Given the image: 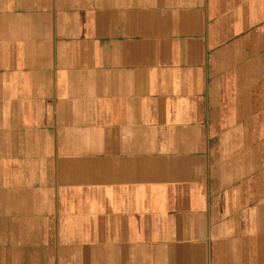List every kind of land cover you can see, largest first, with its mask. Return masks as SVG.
<instances>
[{
  "label": "crops",
  "instance_id": "obj_1",
  "mask_svg": "<svg viewBox=\"0 0 264 264\" xmlns=\"http://www.w3.org/2000/svg\"><path fill=\"white\" fill-rule=\"evenodd\" d=\"M0 264H264V0H0Z\"/></svg>",
  "mask_w": 264,
  "mask_h": 264
}]
</instances>
